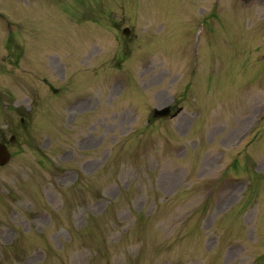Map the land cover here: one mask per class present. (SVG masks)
<instances>
[{
  "label": "rangeland",
  "instance_id": "374dc122",
  "mask_svg": "<svg viewBox=\"0 0 264 264\" xmlns=\"http://www.w3.org/2000/svg\"><path fill=\"white\" fill-rule=\"evenodd\" d=\"M1 140L0 264H264V0H0Z\"/></svg>",
  "mask_w": 264,
  "mask_h": 264
},
{
  "label": "water",
  "instance_id": "95a60500",
  "mask_svg": "<svg viewBox=\"0 0 264 264\" xmlns=\"http://www.w3.org/2000/svg\"><path fill=\"white\" fill-rule=\"evenodd\" d=\"M170 107L166 106L160 109H155L153 112L154 116H165L169 113ZM177 112H175L176 114ZM10 158V152L4 143H0V165L6 163Z\"/></svg>",
  "mask_w": 264,
  "mask_h": 264
},
{
  "label": "flooded vegetation",
  "instance_id": "af4514ba",
  "mask_svg": "<svg viewBox=\"0 0 264 264\" xmlns=\"http://www.w3.org/2000/svg\"><path fill=\"white\" fill-rule=\"evenodd\" d=\"M214 13V12H213ZM1 142H3V143H5V144H7L5 141H3V140H1Z\"/></svg>",
  "mask_w": 264,
  "mask_h": 264
}]
</instances>
